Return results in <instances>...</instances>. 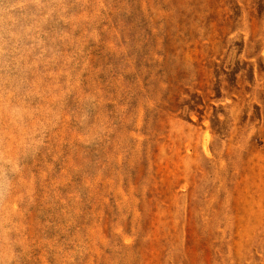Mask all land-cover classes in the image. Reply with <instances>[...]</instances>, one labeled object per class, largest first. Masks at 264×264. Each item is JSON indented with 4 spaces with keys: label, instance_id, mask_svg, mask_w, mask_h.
Here are the masks:
<instances>
[{
    "label": "rangeland",
    "instance_id": "obj_1",
    "mask_svg": "<svg viewBox=\"0 0 264 264\" xmlns=\"http://www.w3.org/2000/svg\"><path fill=\"white\" fill-rule=\"evenodd\" d=\"M0 264H264V0H0Z\"/></svg>",
    "mask_w": 264,
    "mask_h": 264
}]
</instances>
